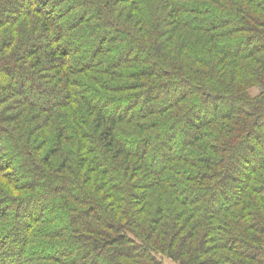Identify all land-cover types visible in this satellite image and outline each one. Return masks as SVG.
Returning a JSON list of instances; mask_svg holds the SVG:
<instances>
[{"label":"trees","instance_id":"obj_1","mask_svg":"<svg viewBox=\"0 0 264 264\" xmlns=\"http://www.w3.org/2000/svg\"><path fill=\"white\" fill-rule=\"evenodd\" d=\"M161 255L264 264V0H0V264Z\"/></svg>","mask_w":264,"mask_h":264},{"label":"rangeland","instance_id":"obj_2","mask_svg":"<svg viewBox=\"0 0 264 264\" xmlns=\"http://www.w3.org/2000/svg\"><path fill=\"white\" fill-rule=\"evenodd\" d=\"M255 91H256V90H255ZM181 141H182V140L180 139V141H177L176 143H179V142H181ZM156 144H157V147H160V146H161V145H160L161 142L159 143V141H157ZM236 176H237V177H238V176H241V172H240V171L236 172ZM23 178L25 179V177H23ZM229 184H230V186H231V183L228 182L227 185L229 186ZM219 194H222L221 191L219 192ZM59 217H60V215H59ZM57 219H58V217H57ZM9 242H10V241H8V243H9ZM61 244H63V243H61ZM239 245H241V247H244L243 244H241V243H239ZM45 251H46V250H43V253H42V257H44V258H45V256H47V254H50L49 252H47V251L45 252ZM79 251H84V248H83L82 245L79 246ZM162 257H163V256L161 255V257H159V258H160L161 260L165 261L166 264H173L170 260L166 259L165 257H163V258H162ZM69 258H70V257H65V258H63V260H64V259H65V260H68ZM61 260H62V258H61ZM63 260H62V261H63ZM55 261H56V260H55ZM86 261H87V260H86ZM104 261H105V260H104ZM104 261H103V263H101V264H104V263L106 262V261H105V262H104ZM56 264H58L57 261H56Z\"/></svg>","mask_w":264,"mask_h":264}]
</instances>
